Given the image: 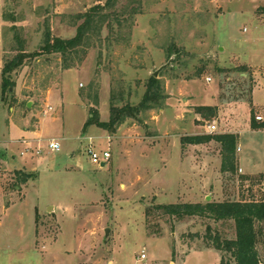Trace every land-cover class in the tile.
<instances>
[{
    "label": "rangeland",
    "instance_id": "374dc122",
    "mask_svg": "<svg viewBox=\"0 0 264 264\" xmlns=\"http://www.w3.org/2000/svg\"><path fill=\"white\" fill-rule=\"evenodd\" d=\"M106 1L0 0V264H172L177 244L212 247L210 234L230 240L235 226L156 206L264 200V130L251 129L252 103L264 122V0H140L132 25L104 29L70 69L42 52L48 33L74 38L77 17ZM20 54L28 57L3 102V66ZM158 71L162 110L114 131L90 124L109 122L111 107L138 106ZM199 106L217 116L198 115ZM27 130L37 141L26 148ZM224 133L239 136L236 174L221 172L217 142L182 144ZM89 146L110 162L92 164ZM18 170L32 175L19 187Z\"/></svg>",
    "mask_w": 264,
    "mask_h": 264
},
{
    "label": "trees",
    "instance_id": "16d2710c",
    "mask_svg": "<svg viewBox=\"0 0 264 264\" xmlns=\"http://www.w3.org/2000/svg\"><path fill=\"white\" fill-rule=\"evenodd\" d=\"M264 10V9H263ZM142 13L140 0H107L105 4L97 3L88 12L77 17L80 23L77 34L72 39L63 40L54 38L50 33L46 35L42 52L48 55H60L64 60V68L70 69L75 59L80 55L85 57L88 50L95 48L97 43H102V32L107 29L110 35L115 34V29L121 30L127 22L133 24L134 18ZM173 53V52H171ZM37 55V54H35ZM28 56L16 55L10 62H6L2 69V101L7 95H12L16 83L12 75L20 68ZM82 60V58H80ZM238 71L245 73L248 70L243 66ZM167 96L164 85L160 79L151 77L146 84V92L138 106L126 105L123 108L111 107V118L107 123L93 119L90 124L106 131H114L127 119H137L140 114L154 110H162ZM252 103V102H251ZM197 114L213 119L217 116V108L211 106L197 107ZM88 123L85 125L87 127ZM251 129L264 130V122L257 121L252 103ZM217 142L221 146V172L236 174L238 167L237 148L239 136L235 134L195 135L182 139L183 146L204 145ZM17 186L27 184L32 178L31 174L22 170L15 172ZM264 179V175L260 176ZM248 180V177H240ZM155 209L165 216L182 220L186 217L207 218L215 222H234L236 238L234 240L222 239L218 234L209 235L212 247L220 251L222 256L220 264H262L257 245L264 243V200L242 197L238 201L180 203L159 205ZM208 230H210L208 228Z\"/></svg>",
    "mask_w": 264,
    "mask_h": 264
},
{
    "label": "crops",
    "instance_id": "0c3cea01",
    "mask_svg": "<svg viewBox=\"0 0 264 264\" xmlns=\"http://www.w3.org/2000/svg\"><path fill=\"white\" fill-rule=\"evenodd\" d=\"M23 132H24L23 133L24 134V137H23L24 141H23L22 144H25L26 148H27L28 145L33 144L34 142L37 141L34 138V135H35L34 132H31V131H28V130L27 131H23ZM38 133H36V135H39ZM230 134H235V133H230ZM52 141H56V142L60 143L57 140H52ZM38 160H39L38 161L39 164H41L42 163V159L38 158ZM211 221H212V223L222 224V222H215L213 220H211ZM231 223H233V225H234V222L231 221ZM234 232H235V229H234ZM235 238H236V232L230 238V240H234ZM185 247L186 248H184V246H182V245H180V247H179V245L177 244L176 251H175L176 252V257H175L174 252L171 249V255L173 256V254H174V257H173V261L174 262H172V264H189L188 261L192 257L197 259L199 262L201 261L203 263H206V262L209 263V264H220L221 263L222 253L220 251H217L213 247H208V246H206L204 244H197V242L196 243L195 242H190ZM259 253H260V257L264 256V251H262V252L259 251ZM261 261H262V259H261Z\"/></svg>",
    "mask_w": 264,
    "mask_h": 264
},
{
    "label": "built area",
    "instance_id": "2783aa9c",
    "mask_svg": "<svg viewBox=\"0 0 264 264\" xmlns=\"http://www.w3.org/2000/svg\"><path fill=\"white\" fill-rule=\"evenodd\" d=\"M258 121H262L261 117H257ZM210 130L212 132L216 131V126H210ZM49 148L53 152H59L61 149V144L56 142V141H51L49 144ZM41 152L38 151V155ZM86 153L88 155L89 160L91 161L92 164L97 165V166H102L103 164H107L111 160V154L109 151H104V152H98L95 148L92 146H89L86 150ZM41 155V154H40ZM147 256L145 253H142L140 255L141 260H146Z\"/></svg>",
    "mask_w": 264,
    "mask_h": 264
},
{
    "label": "water",
    "instance_id": "95a60500",
    "mask_svg": "<svg viewBox=\"0 0 264 264\" xmlns=\"http://www.w3.org/2000/svg\"><path fill=\"white\" fill-rule=\"evenodd\" d=\"M159 71L154 74V77H158ZM101 167H105V164H103Z\"/></svg>",
    "mask_w": 264,
    "mask_h": 264
}]
</instances>
